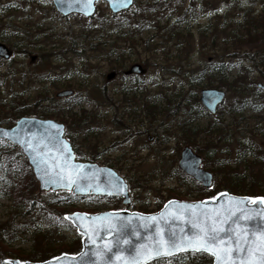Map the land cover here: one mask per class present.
Segmentation results:
<instances>
[{
  "label": "rangeland",
  "instance_id": "obj_1",
  "mask_svg": "<svg viewBox=\"0 0 264 264\" xmlns=\"http://www.w3.org/2000/svg\"><path fill=\"white\" fill-rule=\"evenodd\" d=\"M140 1L134 0L132 6L119 14V18L133 15L138 10L137 3ZM166 1L170 11H173L170 21L175 20L183 8L190 6L187 18H190L189 24L192 28L189 32L183 31V34L179 30L181 36H174L166 43H162V40H167L169 36L162 35V30L145 29L135 39L142 45L129 48L130 55L126 54L129 56L127 67L139 62L145 68L143 73L136 75L143 84L142 94H137L132 102L138 103L141 109L146 95L151 94L158 103L153 117L139 116L135 122H131L128 113H122V118L130 121L129 133L132 130H143L140 131L142 133L127 139L114 121L120 120L116 118L111 121L116 104L119 105L120 111L126 110L124 95L117 93L122 78L115 75L107 80L105 75L112 71L109 60L102 59L99 50H92L86 45L89 35L93 34L84 33V27L89 22L88 17L74 14L62 16L56 11L51 0H0V37L6 39L0 41L5 42L12 50L10 60L0 64V79H4L0 96L6 98L7 104L15 105L19 102L28 106L32 113H37L31 116L41 117L38 116L41 108L51 106V101L44 99L34 105L37 91H43L42 98L47 96L59 99L55 94L63 87L47 85L36 74L46 73L48 69H52V73H68L70 69L72 75L84 74V83L79 87L74 83L71 87L75 92L73 97L81 98V101L73 106L71 113L88 116L80 117L83 120L80 122L73 120L67 111L61 117L41 118H51L65 125V135L72 138L77 159L111 166L121 174L128 184L131 204L133 203V207L129 208L116 196L81 198L74 201V205L68 210L96 212L127 208L152 212L169 198L200 200L213 198L220 192H230L224 185L219 184V177L214 178L212 163L207 165L204 162L203 153L207 147L204 136L214 138L215 146L213 145L211 151L224 157L229 162L228 167L237 174L241 173L244 167L235 161L239 141L250 138L264 151V92H255L258 88L257 82H264V52L259 43H247L242 45L241 51L233 50L235 44L229 40L233 18L236 19L239 12L249 6L256 10L255 12L264 14V0H240V7H236V0L232 1L233 5L227 0ZM96 11L93 18L95 20L110 13L104 1L96 4ZM161 25L166 24L161 22ZM199 25L206 28L205 32L201 30L202 34L198 31ZM22 33H26L27 37L19 40L20 46L10 43V40L22 36ZM144 39L149 40L148 44H144ZM73 45L78 46L76 50L80 52V56L69 50ZM248 50L250 56L246 54ZM39 53L45 54L46 58H40ZM31 56H34L33 60H30ZM113 58L114 56L110 59ZM255 59L260 63V69L254 65ZM217 62H224L229 67L224 84H220L216 79L217 75L212 76V80L209 75L202 77L199 84L191 81L193 76H197L191 74L193 71ZM7 70L16 74L4 78V75H8L4 74ZM93 87L102 89L105 95L101 93V97L99 92H92ZM203 88L223 89L226 92L225 98L214 113L209 112L188 124L187 134H183L182 108L185 111L195 109V106H192L196 104L194 96L201 104L199 93ZM14 91L19 95L14 97ZM105 96L110 97L114 104L108 102ZM60 103L66 108L67 103ZM141 118L143 125L140 124ZM0 125L8 126L6 123ZM217 137L222 139L218 140ZM186 145L200 155L201 167L211 172L210 186L204 187L192 177L185 180L177 174H169L173 166L177 167L180 151ZM4 147L0 144V149ZM250 171L246 170L244 175L236 176L237 186H250ZM252 171L257 174L256 167ZM261 181L254 188L256 195L248 196L264 198V180ZM35 188L40 192L37 181ZM234 194L247 195L246 192ZM16 206L11 198L0 195V220H5L15 211ZM72 236L73 231L65 229L56 238H65L68 241ZM31 238L29 233L16 235L10 246L12 249H23L26 254L32 250ZM11 257L18 258L15 254L8 258Z\"/></svg>",
  "mask_w": 264,
  "mask_h": 264
},
{
  "label": "trees",
  "instance_id": "obj_2",
  "mask_svg": "<svg viewBox=\"0 0 264 264\" xmlns=\"http://www.w3.org/2000/svg\"><path fill=\"white\" fill-rule=\"evenodd\" d=\"M227 1L232 4V1L234 0ZM240 3V0H236V7H240ZM137 8L138 10L133 15L126 16L124 19L121 17L119 18V14H122V12H110L103 15L102 18L95 20L93 19L95 13H97V11H95L94 15L88 18L89 22L84 27V33L86 35L89 32H93V34L89 35L86 45H89V48L92 50H99L101 52L100 57L104 60H109L111 70H114L116 75H120L122 78V83L117 93L120 95L123 94L125 97L126 110H124V112L128 113L131 122H135L136 118L139 116H144L146 118L153 117L158 103L156 102L154 95L151 94L146 95V98L144 97L145 99L143 100V106L141 109L138 103L135 104L132 102V99H134L137 94H142L143 91V84L138 80L136 75L124 74V70L127 68V63L129 61V56H126V54L130 55L129 48L142 45L135 40L136 37L145 29H160V31H163L162 35L169 36L167 40H162V43H166L172 40L174 36L176 38L178 36L180 37L179 30H181V34H183V31L189 32V29L192 28L189 24L190 18H187L188 13L190 12V6L183 8V11L173 21H170L173 11H170L171 9L166 0H141L137 3ZM255 11L256 10L252 9L250 6L244 7L243 11L239 12L238 17L236 19L233 18V24L230 25L231 29L229 38V40L233 41L235 44L232 48L233 50L241 51L242 45L247 43H259L264 52V14H259V12ZM73 14L81 16L80 14ZM161 22L166 25H161ZM90 24L92 25L90 26ZM201 30L205 32L206 28H202L199 25L198 31L200 33ZM22 37L26 38V33H22V36L19 35L15 40H10V43L20 46L21 42H19V40ZM0 39L6 40L3 37H0ZM148 39H144V44H148ZM256 40L257 42H254ZM123 45L126 46L124 47ZM76 47L78 46L73 45L69 47V50H72L76 55L80 56L81 54L76 50ZM227 48L229 49V47ZM63 51L65 52L66 50ZM249 53L250 50L246 52L247 56H250ZM39 55L40 58H46V55L43 53H39ZM113 56L114 58L111 60L110 58ZM253 63L257 69H260V63H258V60L255 59ZM228 68L229 67L224 62H217L212 66L205 65L191 73L197 74V76L192 77L191 81H195L199 84L202 77H208L209 75L212 80V76L217 75L216 79L220 81V84H224L227 80L228 74L226 70ZM68 73H52V69H48L46 73L36 75H39V79L43 83H47V85L50 84L52 86L63 88H70L74 83L79 87L84 83L83 80L86 79L84 74H70V69ZM4 74H8L4 75V78L12 77L14 72L7 70ZM74 76H76V78ZM75 79L76 81H74ZM1 86H4V79H0V87ZM85 87H87L86 83ZM88 88L89 87H87V89ZM92 89V92H96L97 94L99 92L101 97V93L105 95L100 88L96 89L93 87ZM42 92V90L37 91V98L35 97L37 100L34 102V105L35 103H38V101L45 99L51 101V106L47 105L46 107L41 108L38 116L61 117L68 111L73 120H78L80 122L83 121L80 117L83 116V118H85L88 116L86 114L77 116L74 113H71L73 106L76 103H79L81 98L73 97L74 95L59 99L47 96L42 98ZM255 92H262V90L257 88ZM18 95L17 91L13 92L14 97ZM105 99L108 102H111L110 97L105 96ZM60 101L67 103L66 108L61 106ZM194 101L196 104H192V106H195V109L191 108L185 111L182 108L183 128L181 130L183 134H187L188 124L199 119L202 115L209 113L198 103L196 96H194ZM111 103L114 104L113 102ZM127 105L129 106L127 107ZM7 107L8 109L6 110ZM136 111H142V113L137 114ZM35 113L36 112L32 113L28 106L22 105L19 102L15 105L7 104L6 98L0 96V124L6 123L10 126L18 117ZM116 118H118L120 122L114 120ZM112 120H114L115 124L119 126L118 130L121 131V134L127 139L138 133H142L140 131H143L132 130L129 133V130H131L129 125L130 121L122 118L120 107L117 104L113 109L111 121ZM142 120L143 119L141 118V125H143ZM210 128L211 125L207 130L208 132ZM191 132H193V129H191ZM204 138L207 143L206 150L204 151L205 153H203L204 162L207 165L208 163H212L211 171L215 179L218 177L220 178L219 184L224 185L225 189L233 193L246 192L247 195H256V191L254 190L255 186L261 183V180H264V151L260 150L256 143L250 138L239 141L235 161L238 162V164H243L244 167L242 172L237 174L236 171H232V169L228 167L229 162L224 157L222 158L220 155H215V152L211 151L215 146L214 138L209 136H204ZM217 139L221 140L222 137H217ZM71 143L72 146H75L73 141ZM0 144L5 146L0 149V195L11 198L14 205H17L15 211L11 212L5 220H0V264H8L6 260L8 257L12 256V254H15L21 260L42 261L63 252H78L81 248V236L76 232L73 225L64 217V213L72 211L68 210V208L73 206L74 201L76 200L81 198L98 199L102 196L91 194L81 196L67 190L37 192L35 188L36 180L34 179L32 170L21 150L6 140L0 139ZM254 167H256L257 174L252 171ZM246 170H251L249 173L250 186H237L235 183L236 176L244 175ZM169 174L173 176L177 174L185 180L191 179L190 176L182 172L176 166L171 168V173ZM144 211L149 210L145 209ZM65 229L73 231L72 238L68 241L65 240V238H62L61 240L57 239L56 236L61 235V232ZM28 233L31 234L32 237L31 240L33 246L31 252L25 254L23 249L11 248L10 242L16 235H25ZM147 264H212V257L202 251H188L153 260Z\"/></svg>",
  "mask_w": 264,
  "mask_h": 264
},
{
  "label": "water",
  "instance_id": "obj_3",
  "mask_svg": "<svg viewBox=\"0 0 264 264\" xmlns=\"http://www.w3.org/2000/svg\"><path fill=\"white\" fill-rule=\"evenodd\" d=\"M99 1H105L109 10L117 13L132 6L134 0H51L56 11L62 16L77 13L85 17L94 14L96 3ZM9 56L10 48L0 41V57L7 59ZM33 58L32 56L31 59ZM144 71L145 68L141 63L134 62L124 70V74H141ZM115 74L112 70L105 77L110 80ZM256 85L264 91V82H257ZM72 93L73 90L69 88L61 89L55 95L61 97ZM225 95V90L220 88H203L199 93V101L210 113H214ZM0 139L8 141L21 150L31 167L33 177L38 182L40 191L68 190L78 195H119L122 196V204L130 203L128 184L113 167L94 161H82L75 157L70 141L64 136L62 122L51 118L23 115L11 126L0 125ZM200 164V155L190 146H184L180 151L177 166L202 186L208 187L212 183V174ZM69 173L73 178L71 184L68 181ZM249 198L252 197L224 191L214 199L212 197L200 200L171 198L153 212L126 208L96 212L70 211L65 213L64 217H67L81 235V249L77 253L64 252L42 261H21L11 257L7 262L9 264H109V262L129 264L130 261L135 260L137 264H147L180 252L194 251L190 248L176 250L169 244L170 241L179 240L181 235L191 236L195 232L191 223L195 220L194 212L203 214L221 211L249 215L252 219L246 222V227L255 237H259L264 232V203L259 200L251 203ZM237 201L243 203H236ZM149 217L157 219L150 221ZM107 220H111L115 227L110 226ZM141 225L146 226L141 227ZM158 230L159 235H157ZM124 240L128 242L123 243ZM161 240L164 243L158 247ZM105 244L111 245L109 251H104ZM96 251H102L103 256L98 258L93 254ZM202 252L211 255L207 251ZM211 257L212 264H216V257L213 255Z\"/></svg>",
  "mask_w": 264,
  "mask_h": 264
},
{
  "label": "snow or ice",
  "instance_id": "obj_4",
  "mask_svg": "<svg viewBox=\"0 0 264 264\" xmlns=\"http://www.w3.org/2000/svg\"><path fill=\"white\" fill-rule=\"evenodd\" d=\"M68 181L70 184L73 182L71 173H69ZM249 199L251 203H256L257 200L264 203V198ZM236 203L242 204L243 201H237ZM193 215L195 220L191 223L195 232L191 236L181 235L179 240L170 241L169 244L173 248L176 250L190 248L194 251H207L216 257V264H236L237 261L238 264H264V232L261 236L255 237L248 230L246 222L252 219L251 216L221 211L205 212L203 214L194 212ZM65 218L67 219V217ZM148 219L154 221L157 218L149 217ZM106 222L115 227L112 225L111 220ZM145 226L141 225V227ZM157 235H159V230ZM89 239L91 240V237ZM127 242V240L123 241V243ZM163 243L164 241L161 240L158 247ZM110 248V244L104 245V251H109ZM93 254L98 258L103 256L102 251H96ZM137 255H140L139 251ZM129 264H137V261H130Z\"/></svg>",
  "mask_w": 264,
  "mask_h": 264
},
{
  "label": "flooded vegetation",
  "instance_id": "obj_5",
  "mask_svg": "<svg viewBox=\"0 0 264 264\" xmlns=\"http://www.w3.org/2000/svg\"><path fill=\"white\" fill-rule=\"evenodd\" d=\"M1 42H3V41H1ZM3 43H5V42H3ZM6 44V43H5ZM7 45V44H6ZM8 46V45H7ZM9 47V46H8ZM10 48V56L7 58V59H4V58H1L0 57V64L1 63H4V62H7V61H9L10 60V58H11V54H12V50H11V47H9ZM32 57V56H31ZM31 57H30V60H33V59H31ZM34 57V56H33ZM14 74H16L15 72H14ZM128 75H138V74H128ZM61 89H69V88H61ZM60 89V90H61ZM70 89H72L73 90V93L72 94H70V95H66V96H73L74 94H75V92H74V89L73 88H71L70 87ZM66 96H61V97H58V98H63V97H66ZM121 112V115L123 116V112L124 111H120ZM64 136L70 141V142H72V138L71 137H68V136H66L65 135V125H64ZM72 144V143H71ZM73 147V146H72ZM74 148V147H73ZM75 151V150H74ZM180 182H181V180H179ZM102 197H107L106 195H102ZM117 198H119V199H121L122 200V196H116ZM131 202H132V200H131V198H130V203L129 204H127V207H129V208H132L133 207V203L131 204Z\"/></svg>",
  "mask_w": 264,
  "mask_h": 264
}]
</instances>
